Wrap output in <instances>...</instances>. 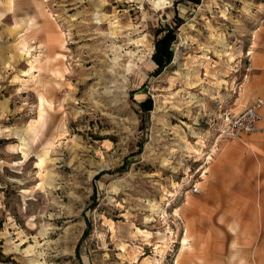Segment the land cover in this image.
Returning a JSON list of instances; mask_svg holds the SVG:
<instances>
[{"label":"rangeland","instance_id":"obj_1","mask_svg":"<svg viewBox=\"0 0 264 264\" xmlns=\"http://www.w3.org/2000/svg\"><path fill=\"white\" fill-rule=\"evenodd\" d=\"M163 5L0 0V264H264V0Z\"/></svg>","mask_w":264,"mask_h":264},{"label":"built area","instance_id":"obj_2","mask_svg":"<svg viewBox=\"0 0 264 264\" xmlns=\"http://www.w3.org/2000/svg\"><path fill=\"white\" fill-rule=\"evenodd\" d=\"M245 70L253 69L252 53L248 49L246 52ZM238 84H241L239 82ZM239 85V87H241ZM264 98L256 97L248 105L237 113L225 112L219 124V136L222 138H243L244 136L264 130L261 122L264 120L263 114Z\"/></svg>","mask_w":264,"mask_h":264},{"label":"crops","instance_id":"obj_3","mask_svg":"<svg viewBox=\"0 0 264 264\" xmlns=\"http://www.w3.org/2000/svg\"><path fill=\"white\" fill-rule=\"evenodd\" d=\"M256 57L258 58V60H257V63L255 62L254 66H256L257 70L254 72H251L247 75V78L249 77L248 83L245 81H241V84H242V86L246 85V88L248 90L247 92H249L250 89H252V88L253 89L256 88L255 90H257V91H255V92L257 93L259 91L258 93H260V92L264 91V89H263L264 88V56L262 57V56L257 55ZM252 59H253V57H252ZM248 86H250L249 89H248ZM258 96L262 97L260 95H258ZM258 96L251 98V101ZM262 98H264V97H262ZM263 110H264V107H263ZM263 123H264V120L261 122V124H263Z\"/></svg>","mask_w":264,"mask_h":264},{"label":"bare ground","instance_id":"obj_4","mask_svg":"<svg viewBox=\"0 0 264 264\" xmlns=\"http://www.w3.org/2000/svg\"><path fill=\"white\" fill-rule=\"evenodd\" d=\"M165 1L166 0H157V4L159 5V6H164L163 4L165 3ZM253 52V50H250V53H252ZM43 96H41V105H43L42 103H43ZM44 113H45V110H44V108L41 106V108H40V112H39V115H40V119H43V117H44ZM29 128L30 129H33L34 127H33V124H30L29 125ZM34 130V129H33ZM47 153V152H46ZM45 154V153H44ZM45 161V156H41L40 157V163H43ZM263 202V198H261L260 199V203H262ZM230 211H231V213L234 211V209H230ZM256 212H257V215H254V226L255 227H258L259 226V222H260V215H259V210L257 209H255V214H256ZM242 213H243V211H241L240 213H239V215H238V217H240V216H242ZM243 234H244V232H243ZM247 234H249V235H254V232H249V233H247ZM255 237V236H254ZM187 233H186V235L184 236V238H183V244H185L186 243V241H187Z\"/></svg>","mask_w":264,"mask_h":264},{"label":"trees","instance_id":"obj_5","mask_svg":"<svg viewBox=\"0 0 264 264\" xmlns=\"http://www.w3.org/2000/svg\"><path fill=\"white\" fill-rule=\"evenodd\" d=\"M174 38H175V34L173 33V31L168 30L166 33L163 34V36L160 37V39L158 40V44H162L168 47L170 45L171 40ZM162 57L168 58V55L162 54Z\"/></svg>","mask_w":264,"mask_h":264}]
</instances>
